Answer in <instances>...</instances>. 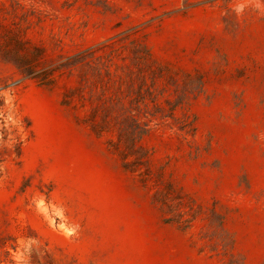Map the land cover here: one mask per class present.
<instances>
[{
  "label": "rangeland",
  "instance_id": "1",
  "mask_svg": "<svg viewBox=\"0 0 264 264\" xmlns=\"http://www.w3.org/2000/svg\"><path fill=\"white\" fill-rule=\"evenodd\" d=\"M0 264H264V0H0Z\"/></svg>",
  "mask_w": 264,
  "mask_h": 264
}]
</instances>
